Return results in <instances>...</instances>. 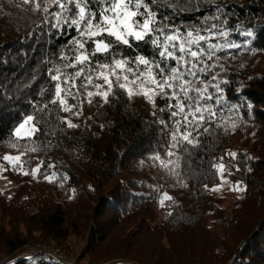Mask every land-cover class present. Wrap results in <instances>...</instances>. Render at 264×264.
Instances as JSON below:
<instances>
[{
  "label": "trees",
  "instance_id": "trees-1",
  "mask_svg": "<svg viewBox=\"0 0 264 264\" xmlns=\"http://www.w3.org/2000/svg\"><path fill=\"white\" fill-rule=\"evenodd\" d=\"M191 4L199 11L171 23L187 28L217 16L240 47L219 51L201 77H215L226 100L214 106L209 131L170 157L173 129L163 132L159 122L171 121L159 111L147 114L152 103L142 96L117 92L105 103L83 81L65 97L68 111L51 103L52 94L41 96L51 83L45 61L66 41L38 47L33 33L39 35L42 13L20 0H0V156L20 155L27 173L14 196L0 193V261L10 257L0 264H26L30 256L46 257L43 264H264V0ZM141 48L151 54L148 45ZM25 115L41 130L32 140L13 135ZM222 159L224 175L240 187L228 205L211 192ZM42 161L45 171L33 175ZM52 172L54 179L45 180ZM165 193L171 199L161 201ZM71 237L83 242L77 250Z\"/></svg>",
  "mask_w": 264,
  "mask_h": 264
},
{
  "label": "snow or ice",
  "instance_id": "snow-or-ice-1",
  "mask_svg": "<svg viewBox=\"0 0 264 264\" xmlns=\"http://www.w3.org/2000/svg\"><path fill=\"white\" fill-rule=\"evenodd\" d=\"M20 3L42 13L39 35L33 33V39L39 41L38 47L61 38L66 41L57 50L58 55L50 53L45 61V75L51 83L40 92L41 96L52 94L51 103L61 104L65 111L69 110L65 97L75 95L76 85L81 81L94 87L95 95H102L105 103L116 98L117 92L128 98L142 96L152 103L154 111L164 113L171 121L169 124L161 120L162 127L173 129V143L168 153L171 157L173 149L183 152L188 145L195 147L192 137L209 131L206 125L214 121V106L226 104L221 85L213 83L216 78L208 80L204 76L201 80V77L208 72L211 60L219 51L240 45L228 39L230 33L217 24V16H205L200 26L183 28L172 24V20L185 11H199L191 0L187 3L177 0L183 7L165 5L160 0H20ZM46 30L47 41L44 39ZM244 34L251 36L252 32ZM141 45H148L151 54L143 53ZM97 80L101 83H96ZM87 95L90 97L93 93ZM157 100L166 106L157 109ZM47 107L45 105L44 110ZM68 126L76 127L70 122ZM40 131L34 116L25 115L15 126L13 135L18 140H32ZM229 155L235 160L239 154ZM4 160L11 163L19 161L20 157L5 156ZM227 167L222 159L217 171L223 174ZM43 171V161L31 169L36 176ZM56 175L52 172L44 179L52 181ZM234 190H239V186ZM165 198L171 199L167 193L161 201ZM45 259L30 256L26 264H43Z\"/></svg>",
  "mask_w": 264,
  "mask_h": 264
},
{
  "label": "rangeland",
  "instance_id": "rangeland-1",
  "mask_svg": "<svg viewBox=\"0 0 264 264\" xmlns=\"http://www.w3.org/2000/svg\"><path fill=\"white\" fill-rule=\"evenodd\" d=\"M136 102H137V105L139 107H141L140 104L145 103L143 101V99H141V98L137 99ZM146 112H147V114H155L156 113V111H154L152 104H151V106L148 107V110ZM159 127L161 128V130L163 132H165L166 129L164 127H162L161 122H159ZM247 136H248V133H247ZM5 156L20 157V155L15 154V153L6 152L2 156H0V193L4 194L8 198H10L16 194V192L18 190L19 182L21 181L22 176L26 172L23 168H21V165L19 167H13L12 166L13 163L20 164V160L19 161H13L10 163V162L4 160ZM37 166L38 165L36 164L34 166V168H36ZM217 166H219V164ZM219 176H220V182L217 185H214L211 187V192L213 195L224 197L226 200L225 204L228 205V203L232 200V198L239 193L240 187H239V190H234L237 188L236 183H234L233 181L228 179L224 175V173L221 174L219 172ZM227 205H225V206H227ZM74 238L75 237H71L69 242H73L75 244V245H73V247H74V249L77 250L80 246H82L83 242H82V240H80L78 238H76V240ZM54 251L59 253V255H56L54 253V255L56 257L64 260L63 258L60 257V253H61L60 250L54 249ZM69 264H72V263L69 262Z\"/></svg>",
  "mask_w": 264,
  "mask_h": 264
},
{
  "label": "water",
  "instance_id": "water-1",
  "mask_svg": "<svg viewBox=\"0 0 264 264\" xmlns=\"http://www.w3.org/2000/svg\"><path fill=\"white\" fill-rule=\"evenodd\" d=\"M9 258H10V257H7V258L3 259L2 261H0V263L7 261ZM57 258H58V257H57ZM59 259H60V258H59ZM60 260L63 261L62 259H60ZM123 261H125V260H123V259H115V260H111V261H108V262H105V263H102V264H117V263H121V262H123ZM63 262H64V261H63ZM129 262H131L132 264H135V263L132 262V261H129Z\"/></svg>",
  "mask_w": 264,
  "mask_h": 264
},
{
  "label": "built area",
  "instance_id": "built-area-1",
  "mask_svg": "<svg viewBox=\"0 0 264 264\" xmlns=\"http://www.w3.org/2000/svg\"><path fill=\"white\" fill-rule=\"evenodd\" d=\"M54 253H55L56 255H58L56 251H53V256H54V257H56V256L54 255ZM56 258H57V257H56Z\"/></svg>",
  "mask_w": 264,
  "mask_h": 264
}]
</instances>
